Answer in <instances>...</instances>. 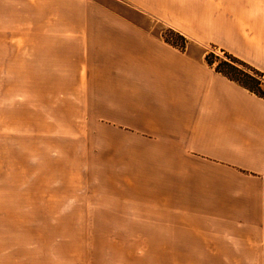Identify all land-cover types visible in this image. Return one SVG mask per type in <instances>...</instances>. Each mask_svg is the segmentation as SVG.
Returning <instances> with one entry per match:
<instances>
[{
    "label": "rangeland",
    "instance_id": "374dc122",
    "mask_svg": "<svg viewBox=\"0 0 264 264\" xmlns=\"http://www.w3.org/2000/svg\"><path fill=\"white\" fill-rule=\"evenodd\" d=\"M88 2L0 0V264H264V222L217 219L138 133L123 60L73 28L111 19Z\"/></svg>",
    "mask_w": 264,
    "mask_h": 264
},
{
    "label": "crops",
    "instance_id": "0c3cea01",
    "mask_svg": "<svg viewBox=\"0 0 264 264\" xmlns=\"http://www.w3.org/2000/svg\"><path fill=\"white\" fill-rule=\"evenodd\" d=\"M86 6L111 19L78 20L73 28L86 29L123 60V109L134 113L138 133L167 141L170 156H183L185 187L199 189L200 204L215 206L217 219L222 212V220L264 222V98L205 61L213 47L264 74V0ZM153 21L189 43H166L151 32Z\"/></svg>",
    "mask_w": 264,
    "mask_h": 264
},
{
    "label": "trees",
    "instance_id": "16d2710c",
    "mask_svg": "<svg viewBox=\"0 0 264 264\" xmlns=\"http://www.w3.org/2000/svg\"><path fill=\"white\" fill-rule=\"evenodd\" d=\"M169 29L176 32L182 39H185V37L177 31L171 28ZM163 40L176 48L179 47L166 37H163ZM179 49L182 48L179 47ZM221 53L222 57L220 58L217 55L214 56L213 54L207 53L205 55L206 63L213 66L216 72L222 74L229 80L234 81L255 95L264 98V91L262 88L264 84V74L225 51L221 50ZM214 59H217L215 64Z\"/></svg>",
    "mask_w": 264,
    "mask_h": 264
}]
</instances>
